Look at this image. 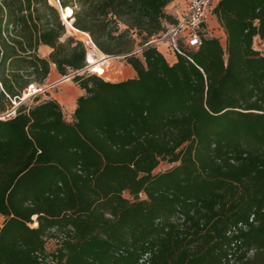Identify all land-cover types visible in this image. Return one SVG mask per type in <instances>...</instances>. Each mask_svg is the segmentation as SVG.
I'll return each instance as SVG.
<instances>
[{"label":"trees","instance_id":"16d2710c","mask_svg":"<svg viewBox=\"0 0 264 264\" xmlns=\"http://www.w3.org/2000/svg\"><path fill=\"white\" fill-rule=\"evenodd\" d=\"M56 1L136 76L90 75L50 0L0 2V113L51 64L85 92L72 121L41 95L0 119V264H224L235 241L236 264H264V0H220L226 45L173 64L150 43L176 0Z\"/></svg>","mask_w":264,"mask_h":264},{"label":"rangeland","instance_id":"374dc122","mask_svg":"<svg viewBox=\"0 0 264 264\" xmlns=\"http://www.w3.org/2000/svg\"><path fill=\"white\" fill-rule=\"evenodd\" d=\"M1 1L2 0H0V2ZM181 1H182L181 3H183L182 7H180L179 5L176 4V6L174 7L175 10H173V13L169 12L170 14L174 15V17L176 19L181 18V15L184 13V11L187 10L189 2H191V0H181ZM50 3L53 6H55L60 13H62V11H61L56 0H50ZM63 23L65 24L64 20H63ZM203 24L204 25L202 27L201 35H205L207 37H215L221 41L222 45H224V46L226 45L227 39H226L225 31H224L223 27H221L220 24L217 22V19L213 13V9H211L208 12L206 19H205ZM65 27L67 30V34H66L67 36H65L63 38V40H66L67 38L71 37V38H74L76 41H80V36H79L78 32H75L74 30L70 29L69 27H67L66 24H65ZM183 37H184V35L183 36L181 35V37H180L181 41H185V40H183ZM150 44H152L156 47H159L161 52L165 55V57H167L170 64H173L176 62L175 53L172 50H170L166 45L157 43L156 39L152 40V43H150ZM254 48L264 54V42H262L260 39L256 38ZM140 49L141 48L136 49L137 53H139V55L141 52ZM87 54L88 53H87V49H86V58H87ZM95 57H98V55L95 54ZM110 57L112 60L110 61V64L106 66V68L108 70V72L106 74L107 76H100V75H98V76L102 77L107 82H122V81H126L127 79L133 78L136 76L134 74V70L127 63V61L125 60L126 58L124 56H110ZM87 63L89 65L88 60H87ZM87 72L90 75H96V74H93L91 72V69L87 70ZM83 73L84 72H80L79 75H82ZM76 74L77 73L70 72V74L68 75L69 77H71L72 86L70 88H68L67 90L64 89L63 85H58V84H54L52 82L46 81L45 86L46 85L48 86L51 84H54L55 86L51 87V88L46 87V90L41 95V100L55 99L60 104L59 98L65 92L66 93L71 92V96L73 98H75L78 94V92L76 90V88L78 86L74 83V78H75ZM63 78H64V76H63ZM30 94L31 93H28L26 91L24 98L26 99V96L30 95ZM32 95L33 94H31V96ZM32 103H33V101L30 100V102H28V105H30ZM14 105H15V103H14ZM15 106H17V105H15ZM60 106L64 109L66 119L68 121H72L73 114L71 111L72 109L69 107V105L65 106V105L60 104ZM172 167H173L172 164H170L167 161H163L161 163V165L159 166V168L157 169V172L159 173L161 171H163V172L168 171ZM3 221H4V217L2 215H0V228L3 225ZM54 246L55 245L53 243H50L49 250H52L54 248Z\"/></svg>","mask_w":264,"mask_h":264},{"label":"built area","instance_id":"2783aa9c","mask_svg":"<svg viewBox=\"0 0 264 264\" xmlns=\"http://www.w3.org/2000/svg\"><path fill=\"white\" fill-rule=\"evenodd\" d=\"M219 1L220 0H191V2H189L187 10L184 11V13L181 15V18L177 19V23L173 26L169 25L167 31L156 38L157 43L164 44L175 54L183 56H185V49L190 51L198 50L203 44L202 38L206 37L205 35H201L202 27L204 25L203 23L206 19V16L211 9H213L214 13V10ZM181 35H184L183 40L185 41L180 40ZM89 65L86 71L90 69ZM1 86L2 82L0 81V87ZM54 86L55 85L38 86L36 84H31L26 91L33 94L32 96L42 95V93H44V91L46 90V87L51 88ZM27 100L28 99H25L23 96L20 102H14L17 106L14 105L13 110L8 113H0V119L14 117L17 113V107ZM254 220L255 217H252L251 223H254ZM231 236H233L232 233ZM50 243H53L55 245L56 241L51 240L48 243V248ZM236 247L237 242L235 241L230 248V254L224 264H236V259L234 257L236 256L237 252ZM145 260H147V258H145Z\"/></svg>","mask_w":264,"mask_h":264},{"label":"bare ground","instance_id":"6f19581e","mask_svg":"<svg viewBox=\"0 0 264 264\" xmlns=\"http://www.w3.org/2000/svg\"><path fill=\"white\" fill-rule=\"evenodd\" d=\"M63 11V20L67 27L74 30L75 32L79 33L80 41L84 44L85 48L87 49V59L89 60L90 69L93 74L100 75V76H107V68L106 66L110 64V61L112 60L111 57L106 56L99 48L96 46L95 43L92 42L89 34L79 31L75 27H73V11L71 8L62 9ZM95 54L98 55V57H95ZM0 81H3V77L0 74ZM60 83L58 85H63L64 89H68L72 86V80L71 77H64L62 80L59 81ZM31 96L27 95L26 99H29ZM59 102L62 105H70L74 103L73 98H67L66 93H63L62 96L59 98Z\"/></svg>","mask_w":264,"mask_h":264},{"label":"crops","instance_id":"0c3cea01","mask_svg":"<svg viewBox=\"0 0 264 264\" xmlns=\"http://www.w3.org/2000/svg\"><path fill=\"white\" fill-rule=\"evenodd\" d=\"M181 2H182L181 0H176L175 2H173V4L167 8L168 9V12L173 13V10H175L174 7L176 6V4L179 5L180 7H182V4L183 3H181ZM51 52H52V49L49 46L45 45V46H41V48L39 50V55H40L41 58H44L45 59V58H48L49 57V55L51 54ZM134 74H135V72H134ZM62 78H63V76H60L58 74V72H57L56 65L51 64V72L49 74V78L47 79V81L48 82H52L54 84H59L60 83L59 81L62 80ZM54 84H51V85H54ZM76 90H77L78 94H77V96L75 98H73L71 96V92H68V93L65 92L67 98H69V99L70 98H73L74 99V103H72V104L69 105V107L72 109L71 111H72V114L73 115H74V113H75V111L77 109L76 108V106H77V100L79 99L80 96H82V95L85 94L84 91H82L79 88V86L76 88Z\"/></svg>","mask_w":264,"mask_h":264},{"label":"water","instance_id":"95a60500","mask_svg":"<svg viewBox=\"0 0 264 264\" xmlns=\"http://www.w3.org/2000/svg\"><path fill=\"white\" fill-rule=\"evenodd\" d=\"M61 17H62V20H63V11H62V13H61Z\"/></svg>","mask_w":264,"mask_h":264}]
</instances>
